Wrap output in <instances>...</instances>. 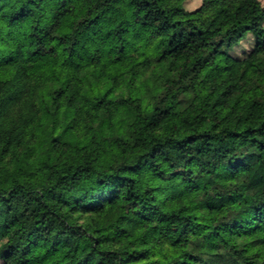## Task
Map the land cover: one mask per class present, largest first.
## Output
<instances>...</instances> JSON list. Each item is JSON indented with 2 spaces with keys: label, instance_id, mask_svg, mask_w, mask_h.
Here are the masks:
<instances>
[{
  "label": "trees",
  "instance_id": "obj_1",
  "mask_svg": "<svg viewBox=\"0 0 264 264\" xmlns=\"http://www.w3.org/2000/svg\"><path fill=\"white\" fill-rule=\"evenodd\" d=\"M186 1L0 0L2 264H264V3ZM160 157L190 210L139 192Z\"/></svg>",
  "mask_w": 264,
  "mask_h": 264
},
{
  "label": "rangeland",
  "instance_id": "obj_2",
  "mask_svg": "<svg viewBox=\"0 0 264 264\" xmlns=\"http://www.w3.org/2000/svg\"><path fill=\"white\" fill-rule=\"evenodd\" d=\"M264 3V0H260ZM200 0H187L185 8L188 11L196 9ZM252 46L251 36L246 35L240 44L229 51L234 57H243ZM139 192L152 202H162L165 197L173 199L172 205L176 208L190 210L191 198L195 189L191 181L178 178L172 166L160 157L157 166L144 172L139 178ZM56 232V223L48 213L28 200L21 212L16 216L15 224L7 231L6 240L17 248L41 237L45 233ZM0 264L2 261L0 260Z\"/></svg>",
  "mask_w": 264,
  "mask_h": 264
}]
</instances>
